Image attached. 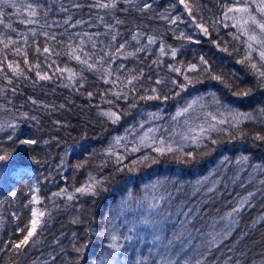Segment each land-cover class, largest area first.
<instances>
[{"label": "trees", "instance_id": "1", "mask_svg": "<svg viewBox=\"0 0 264 264\" xmlns=\"http://www.w3.org/2000/svg\"><path fill=\"white\" fill-rule=\"evenodd\" d=\"M100 2L116 7H95L96 0H15L16 8L3 7L0 156L8 159L0 161V247L23 235L17 228L30 218L33 205H25L35 190L41 209L49 215L44 217L39 244L29 247L20 264H97L101 257L107 261L109 232L126 233L130 224L148 214L141 202L171 193L173 215L163 235L171 239L181 231L183 217L175 215L179 206L198 210L189 230L200 231H193L191 244L183 248L177 244L168 256L180 264L186 260L195 264L197 259L202 264H264V140L256 139L264 136V77L259 76L264 61L257 51L248 58L247 36L233 26L240 22L239 14H228L235 20L224 16L225 5L232 6L236 0H187L191 15L179 0ZM29 3L37 10V16L31 17L36 23L22 22L29 18L25 11ZM250 7L257 20H264L254 4ZM176 17L180 20L171 23ZM199 23L209 35L196 27ZM251 27L259 34L258 28ZM135 34L138 40L132 39ZM237 35L240 39L234 38ZM149 36L154 43H148ZM120 44H125L124 54L114 60L106 57L103 66L89 69L75 59L76 55L87 58L85 52L95 53L88 62L96 63L102 49L111 54ZM16 48L21 49L19 55ZM138 48L143 50L137 52ZM172 49L177 50L175 57ZM201 57L206 66L201 65ZM9 62L18 63L24 75H14ZM252 63L257 67L252 68ZM190 64L198 70L188 71ZM204 67L210 71H203ZM37 71L51 79H39ZM132 77L137 78L129 84ZM148 96L159 98L141 99ZM189 104L188 112L177 116ZM108 110L120 116L116 123L101 115ZM117 138H123L119 145ZM160 138L171 143L173 151L155 152ZM24 139L37 143L21 144ZM133 146L140 150L131 152ZM110 148L125 157L121 163L108 154ZM90 177L102 181L97 194L75 193ZM213 185L214 191L209 192ZM62 188L75 198L54 197ZM245 199L232 217L227 238L218 239V247L209 251L202 240L212 231L210 226L215 224V231L222 233L228 224L226 214ZM136 227L142 239L122 241V251L112 254L113 264H136L143 256L159 259L150 243L151 230ZM14 260L10 253L0 252V264Z\"/></svg>", "mask_w": 264, "mask_h": 264}, {"label": "snow or ice", "instance_id": "2", "mask_svg": "<svg viewBox=\"0 0 264 264\" xmlns=\"http://www.w3.org/2000/svg\"><path fill=\"white\" fill-rule=\"evenodd\" d=\"M180 4L184 6V8L188 11L189 15L192 13V9L189 6L187 0H179ZM251 4L255 5V11L259 13L262 17H264V0H250ZM249 0H236V3H234L232 6L225 5L226 11L224 13L225 18H231V19H236V16L229 17V13H235L239 14L240 17V22L238 24L233 25L234 27L238 28V31L242 34H245L247 36V40L245 41L247 48L249 49L248 51V58H251L252 51H257L260 59L264 61V20H257L256 15L253 14V10L250 7ZM11 7V8H16L17 5L15 3V0H0V24H4V19L3 17L5 16V13L3 11V7ZM79 7V5H76ZM95 7H100V8H109L113 7L115 8L116 5L115 3L109 4V3H101L100 0H96V4L94 5ZM145 8L150 7V5L145 4ZM17 11H20L19 8H17ZM25 11L29 13V18L26 21V23H36L37 21L32 19L31 17H36L37 16V10L36 8L33 7L31 3L27 4L25 6ZM178 20H180V17H176L172 19L170 22L171 23H176ZM77 24L81 23V21H76ZM117 23H121V21H117ZM254 25L256 28L259 29V34L251 27ZM6 27H11L10 24L6 25ZM196 27L200 28V30L203 32L204 35H209V30L207 27L204 26V24L199 23L196 24ZM15 31V29H13ZM47 35V33H45ZM139 34H135L132 36L133 40H138ZM181 37H183V33H181ZM52 39H55V37H51ZM235 39H240V36L237 35L234 37ZM117 39L116 35L112 36V40L115 41ZM148 43H154L155 39L154 37H147ZM190 39V37H188ZM8 43H14L11 39H9ZM8 43H5V47H8ZM83 43V41H81ZM254 45L258 47H254ZM93 47H95V44H93ZM125 49V44H120L114 52L111 54L109 52L104 51L103 49L101 50L103 52V55H100L97 57L96 63H89L88 58H90V55H95L89 54V53H84V56L87 57L85 59H81L80 55H76L75 59L79 61L82 64L87 65L89 69H94L96 68L97 64L100 66H103V64L106 62L105 58L109 57L110 59H115V56L117 54L123 55L124 53L122 50ZM143 48H138L136 49L137 52L142 51ZM16 54L19 55L21 53L20 48H16ZM37 52H40V49H36ZM44 53L49 52L48 47H44L43 49ZM164 52V49L161 48V53ZM177 54L176 49L171 50V55L175 57ZM127 55H134V53H127ZM24 63L27 65L28 60H27V53H24ZM243 63L244 61H240ZM2 63V62H0ZM155 63V61L153 62ZM201 65H207V61L204 60L203 57H201L200 60ZM7 67L12 71V73L16 76H22L24 75L23 69H20V66L18 63L15 62H9ZM36 68H39V64L35 65ZM121 68L123 65L120 66ZM172 68V66H169ZM252 68H256V64L252 63L251 64ZM173 71L180 72V69L178 68H172ZM188 71H197L198 66L196 64H190L188 65ZM203 71L207 72L210 71L208 67H204L202 69ZM0 71H3L2 68H0ZM63 71V70H61ZM70 71V70H69ZM105 72H107L109 75H111V71L109 69H104ZM36 76L39 77L41 80H48L51 79L50 76L47 74L42 75L40 71L36 72ZM259 76L264 77V71H259ZM7 78V77H6ZM137 77H132L131 79L128 80V83L131 84L132 80L136 79ZM213 79H220L218 76H213ZM185 79H188L186 76ZM108 82V81H105ZM9 83H11V80L9 79ZM114 83V82H113ZM157 84L162 83V81L157 80ZM173 84H176L177 81L173 80ZM182 89L185 87V85H179ZM13 92L16 91L15 88L12 89ZM153 92H156V89H152ZM243 95H247V93H242ZM89 96L92 95V93L88 94ZM178 95V93H177ZM154 99V98H159L158 96H148V97H141V99ZM164 99H168L167 96L164 97ZM33 104H36V100L31 101ZM194 103V102H193ZM192 107L191 104L188 105L187 108H184L182 111L177 112V116L182 115L183 113L188 112V110ZM26 115V114H25ZM101 115H104L108 117L110 120H112L113 123H116L119 119L120 116L118 115L117 112L108 110L105 112H102ZM236 116L240 115H245L241 113H236ZM235 118V117H234ZM247 118V117H246ZM32 119H36V117H32ZM175 119V117H173ZM225 121L221 120L220 123H224ZM153 131L152 129H149V132ZM204 129L201 128V132H203ZM147 135V134H146ZM123 138H117L115 141L116 145H119L121 143ZM193 140L196 139L195 136L192 137ZM256 139H261L264 140V136H259L257 135ZM216 141L213 140L212 143H215ZM21 144L24 145H31L37 143V141L32 140V139H24L20 141ZM153 143H156L155 138H153ZM141 144H143V139H141ZM140 148L137 146H133L131 148V152H137L139 151ZM153 150L157 153H163L165 150L171 152L173 151L172 144L171 143H166L163 138L159 139V146L154 147ZM109 155H115L116 156V162L121 163L125 157L114 153L112 149L110 148L108 150ZM188 155H191L190 153ZM8 159L7 155H2L0 156V161ZM144 159H147V157H144ZM243 161L247 160V157L242 158ZM133 163H137V161H133ZM81 165H77V167H80ZM206 179V178H205ZM203 181H197V185L202 184ZM262 184H264V181H261ZM102 185L101 180H96L94 177H90L89 181L83 185H81L78 188H75V193H79L81 195H96L97 194V187ZM157 185H154L153 188L155 189ZM215 185L213 187H210L208 189L209 192L214 191ZM179 192V189H177ZM199 191V188L197 187L195 191L193 192V195H195V192ZM15 195V194H13ZM253 193H249L248 196L251 197ZM54 197H66L67 200L71 201L75 198V195L73 193H68L66 188L60 189V191L53 193ZM173 199L171 193H169L167 196L165 195H160V196H153L151 201L148 202H141L139 205L140 207H146L147 210V215H143L139 217V219L132 224L129 225V222L127 220L124 221L125 225H129L127 227V232L126 233H121L118 230H111L108 234L109 238V243L106 245L108 249H111V252L108 254L109 259L105 261L103 257L99 258L97 261V264H113V253H119L122 251L124 248V243H134L137 241H140L142 237H140L137 234V224L144 225L145 227L149 228L151 230V235H152V240L150 243L157 248V255L159 256V259H149V256H143L141 258H138L136 261V264H180V261L177 259H173L171 256H168L167 253L173 249L177 244L181 248H183L186 244H191L192 240L194 239L193 237V231L199 233V229H193L189 230V226L192 225V221L196 218V216L199 215L198 210L194 208H187L185 210L184 206H179L176 209L175 215L177 217H183V219L180 221L181 225V231L178 233H173V236L171 239H168L165 235H163L164 230H165V224L168 219H170L173 215V212L171 211V200ZM41 201L37 198V196L33 195L31 199L28 201V204L25 205L26 208L29 207V205H34V204H39ZM246 203V199L242 200L236 207L232 209L231 212L226 214V218L228 219V224L225 226V230L221 232H216L215 231V224L211 225L210 227L212 228V231L208 232L206 234V240H202V243L204 244L205 247L208 248L210 251L212 247H218L217 241L218 239L222 242L223 239L227 238L229 232L231 231V224L234 223L232 220V217L234 214H237L241 211L243 204ZM30 212V218L28 219L27 223L24 224L23 227H18L17 232L18 233H23L22 236H20L16 240H9L4 243L3 247H0V252H6L10 253L13 257H15V260L13 261V264H20V258L21 257H26L28 253L29 247H34L37 244H39L40 240L39 237L42 235V225L46 222L44 220V217L46 215H49L46 210L39 209L37 207H30L29 208ZM15 216V213H13ZM225 219V218H222ZM167 239V244L163 245V241ZM163 246L164 251L161 252L160 248ZM83 247H87V245H84ZM77 252H81L82 248L76 249ZM152 249H149V254L151 255ZM35 264V262H34ZM183 264H192L191 261H184ZM195 264H202V262L197 259L195 261Z\"/></svg>", "mask_w": 264, "mask_h": 264}, {"label": "rangeland", "instance_id": "3", "mask_svg": "<svg viewBox=\"0 0 264 264\" xmlns=\"http://www.w3.org/2000/svg\"><path fill=\"white\" fill-rule=\"evenodd\" d=\"M33 195L37 196V198L39 199V196H38V194L35 192V190L32 192L31 197H32ZM32 207H37V208L41 209V207H40L39 204H34Z\"/></svg>", "mask_w": 264, "mask_h": 264}]
</instances>
